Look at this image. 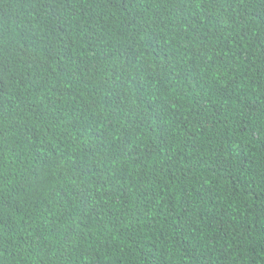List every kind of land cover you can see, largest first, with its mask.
<instances>
[{
    "label": "trees",
    "instance_id": "1",
    "mask_svg": "<svg viewBox=\"0 0 264 264\" xmlns=\"http://www.w3.org/2000/svg\"><path fill=\"white\" fill-rule=\"evenodd\" d=\"M0 264H264V0H0Z\"/></svg>",
    "mask_w": 264,
    "mask_h": 264
},
{
    "label": "clouds",
    "instance_id": "2",
    "mask_svg": "<svg viewBox=\"0 0 264 264\" xmlns=\"http://www.w3.org/2000/svg\"><path fill=\"white\" fill-rule=\"evenodd\" d=\"M46 80L44 79L42 82L44 83Z\"/></svg>",
    "mask_w": 264,
    "mask_h": 264
}]
</instances>
